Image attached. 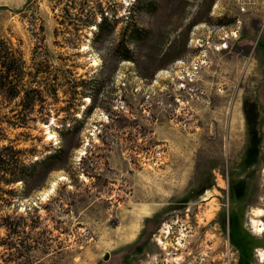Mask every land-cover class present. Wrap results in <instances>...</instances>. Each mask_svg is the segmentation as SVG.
Returning a JSON list of instances; mask_svg holds the SVG:
<instances>
[{
    "label": "rangeland",
    "instance_id": "obj_1",
    "mask_svg": "<svg viewBox=\"0 0 264 264\" xmlns=\"http://www.w3.org/2000/svg\"><path fill=\"white\" fill-rule=\"evenodd\" d=\"M0 38L57 84L8 138L65 150L1 195L0 264H264V0H0Z\"/></svg>",
    "mask_w": 264,
    "mask_h": 264
},
{
    "label": "trees",
    "instance_id": "obj_2",
    "mask_svg": "<svg viewBox=\"0 0 264 264\" xmlns=\"http://www.w3.org/2000/svg\"><path fill=\"white\" fill-rule=\"evenodd\" d=\"M128 17L126 16V19ZM86 21L96 26L97 31L94 35V39H96L103 35L107 26L110 27L109 32H111L119 20L117 18L108 19L107 16L101 14L98 22H95L93 17L91 19L87 17ZM124 27L125 32L115 43L113 53L117 60H134L133 51L125 40L124 35L135 40L147 35L149 31L130 23H127ZM42 83L48 88H54L57 85L51 81L42 82L35 80L30 71L26 70V63L22 53L14 49L9 41L0 38V93L7 100L18 98L16 108L11 109L13 115L10 117L13 118H4L3 116L0 118V142L7 139L6 142L0 143V199L4 193L12 195L14 190L11 186L19 181L23 183L25 193L28 194L34 187L35 180L43 173L54 168L56 163L65 157V150L59 146L41 157L27 160L26 150L15 147L11 138H8L3 126V123L6 126L27 125L31 108L38 101L45 100L41 94L43 90L41 89ZM75 93L77 92L75 91ZM78 129L79 124H76L64 131L76 132ZM5 186L8 187L5 188Z\"/></svg>",
    "mask_w": 264,
    "mask_h": 264
},
{
    "label": "bare ground",
    "instance_id": "obj_3",
    "mask_svg": "<svg viewBox=\"0 0 264 264\" xmlns=\"http://www.w3.org/2000/svg\"><path fill=\"white\" fill-rule=\"evenodd\" d=\"M52 135H53L52 132L48 131V136L51 137ZM251 215L252 216L249 221L250 228L255 234H262L264 232V223L259 217L264 215V209L262 207H256L253 209ZM158 240L160 241V239ZM259 256L261 257V260H263L264 251L261 250Z\"/></svg>",
    "mask_w": 264,
    "mask_h": 264
},
{
    "label": "water",
    "instance_id": "obj_4",
    "mask_svg": "<svg viewBox=\"0 0 264 264\" xmlns=\"http://www.w3.org/2000/svg\"><path fill=\"white\" fill-rule=\"evenodd\" d=\"M108 255H109V253H108V252H104V254H103L102 258H103V259H107V258H108Z\"/></svg>",
    "mask_w": 264,
    "mask_h": 264
}]
</instances>
